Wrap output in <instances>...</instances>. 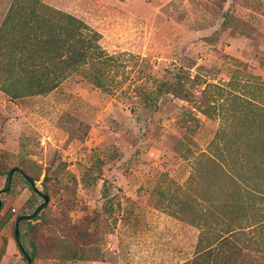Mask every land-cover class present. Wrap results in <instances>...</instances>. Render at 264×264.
I'll use <instances>...</instances> for the list:
<instances>
[{
	"label": "rangeland",
	"instance_id": "obj_1",
	"mask_svg": "<svg viewBox=\"0 0 264 264\" xmlns=\"http://www.w3.org/2000/svg\"><path fill=\"white\" fill-rule=\"evenodd\" d=\"M12 1L0 0V25ZM44 3L183 97L153 111L79 75L47 95L0 92V264H27L15 221L43 195L37 220L19 224L30 264H183L200 237L250 226L233 240L243 264H264V0Z\"/></svg>",
	"mask_w": 264,
	"mask_h": 264
},
{
	"label": "trees",
	"instance_id": "obj_2",
	"mask_svg": "<svg viewBox=\"0 0 264 264\" xmlns=\"http://www.w3.org/2000/svg\"><path fill=\"white\" fill-rule=\"evenodd\" d=\"M101 39V34L86 22L44 0H13L0 25V92L14 100L47 95L72 75H79L104 93L120 92L153 111L169 94L183 97L181 89L169 82L144 76L138 67L145 64L141 57L127 52L110 54L101 46ZM124 58L132 60L130 67L122 62ZM127 70L135 76L123 87L128 76L123 81L119 76ZM25 179L34 185L31 177ZM112 210L111 204L104 206L107 214L111 215ZM253 229L255 226L229 230L206 245V239L200 237L194 258L183 264H243L245 249L236 245L233 236ZM15 243L19 252L32 261L20 239Z\"/></svg>",
	"mask_w": 264,
	"mask_h": 264
},
{
	"label": "water",
	"instance_id": "obj_3",
	"mask_svg": "<svg viewBox=\"0 0 264 264\" xmlns=\"http://www.w3.org/2000/svg\"><path fill=\"white\" fill-rule=\"evenodd\" d=\"M12 173H13V170H11L9 172L8 179H7L8 185L10 184ZM33 190L37 191L35 186H33ZM8 191H9V189L6 188L3 191H0V194L7 193ZM42 199H43V203L41 205H39L37 207V209H35V211L32 214L19 216L16 219V221H15V230H14V239L16 241H18V239H19V224L22 223V222H28V221L33 220L45 208V206L48 204L49 198L47 196L43 195ZM0 207H1V203H0ZM23 256L25 257L27 264H30L31 260L28 258L27 254L23 253Z\"/></svg>",
	"mask_w": 264,
	"mask_h": 264
}]
</instances>
